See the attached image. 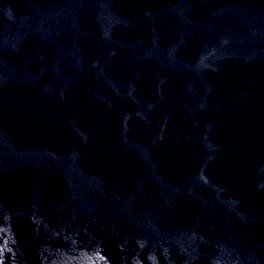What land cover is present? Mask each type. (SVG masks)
Listing matches in <instances>:
<instances>
[{
    "label": "water",
    "instance_id": "water-1",
    "mask_svg": "<svg viewBox=\"0 0 264 264\" xmlns=\"http://www.w3.org/2000/svg\"><path fill=\"white\" fill-rule=\"evenodd\" d=\"M0 264H264V0H0Z\"/></svg>",
    "mask_w": 264,
    "mask_h": 264
}]
</instances>
